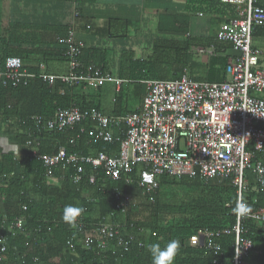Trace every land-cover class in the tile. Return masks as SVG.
<instances>
[{
  "label": "built area",
  "instance_id": "2783aa9c",
  "mask_svg": "<svg viewBox=\"0 0 264 264\" xmlns=\"http://www.w3.org/2000/svg\"><path fill=\"white\" fill-rule=\"evenodd\" d=\"M78 1L66 0L65 32L56 38V42L64 46L66 71L61 74L41 71L36 75L48 85L59 81L68 86L94 88L110 81L117 90L121 79L93 64L80 62L83 45L74 36L80 17ZM258 1L262 0H219L234 6L237 12V17L220 24L216 32V40L230 42L236 52L227 60L226 79L221 82L198 81L185 75L177 79L144 80L145 93L139 106L122 115H105L96 109L75 106L57 108L50 118L29 115L28 121L36 132H63L77 126L80 133L93 140L118 144L111 152L67 153L60 146L53 154H41L39 142L29 135L25 145L31 149L29 156L42 162L45 182H54L53 172L61 164L71 166L70 180L77 187L84 181V165L101 168L108 181L123 180L124 184L131 182L128 176L135 171L137 188L152 201L156 179L161 175L198 176L203 182L229 179L236 189L231 263L240 264L242 257L253 248L251 239L242 235L241 218L264 224V208L252 210L243 200L248 191L245 171L252 172L255 186L264 191V66L259 62V48L252 45L253 27H264V5H257ZM0 77L3 86L16 87L35 74L22 68L20 57L8 56L0 67ZM86 122L93 124L85 126ZM93 181L94 177L89 176L88 182ZM110 196L121 219L102 218L89 223L79 212L71 223L82 249L101 254L109 242L113 244L111 248L121 252L128 251L132 243L142 246L141 241L127 233L137 230L127 218L132 202L130 194L115 187ZM25 209L26 205L21 204L20 210ZM62 216L60 221L65 222ZM0 230L1 260L9 252V237L25 232L24 220L20 215H0ZM229 233L228 229H199L189 237L188 243L203 246L216 255L219 252L216 239ZM66 244L72 247L70 239Z\"/></svg>",
  "mask_w": 264,
  "mask_h": 264
},
{
  "label": "trees",
  "instance_id": "16d2710c",
  "mask_svg": "<svg viewBox=\"0 0 264 264\" xmlns=\"http://www.w3.org/2000/svg\"><path fill=\"white\" fill-rule=\"evenodd\" d=\"M207 4L215 7L219 5L232 7L220 3L219 0H207ZM257 5L263 6L260 2H257ZM202 10L204 9H200ZM262 29L264 27L255 26L252 33H259ZM63 32L64 30L61 34ZM193 45L205 48L214 46L215 51L222 48L213 36H188L183 45L169 40L164 50L158 46L154 47L147 59H129V67L120 72V77L130 82H143L150 79H177L187 73L190 79L208 80L196 73L198 68L203 69L204 66L198 64L188 53ZM4 48L6 49V41L3 39L0 41V67L6 57L14 54L6 52ZM225 60V58L218 60L217 65L212 64L215 70L212 76L218 80L208 81L219 82L225 79ZM175 65L177 66L174 67ZM29 71L35 74V77L21 82L16 87L3 86L0 77V122L3 124L7 119H15L14 124H18L14 131L15 144L23 145L30 135L39 142L38 150L43 154L55 153L60 146H64L67 153L88 154V149L95 153L116 150L117 142L93 141L82 135L75 138V133L66 131H34L27 118L31 114L47 118L53 115L57 107L67 108L76 105L80 108L98 109V105L86 101L87 97L91 96L86 85L68 86L57 81L48 86L37 77L38 68ZM99 88L100 86L94 87V92L96 93ZM62 89L64 92L61 94ZM115 92H117L115 97L118 98L120 89ZM14 93L25 101L22 106L27 107V112H22L18 102L8 103ZM6 128L10 129V126ZM29 132L31 133L28 134ZM0 134L3 135L4 132L0 131ZM70 138H74L76 142L70 144L68 141ZM13 156L12 153H3L0 149V215L5 214L8 217L20 215L24 220L25 232H17L15 236L9 237V252L4 254L0 264H152L148 245L151 243L164 245L170 240L180 242L174 264H232L236 189L229 179L222 182H203L200 177L190 179L161 175L157 178V188L152 201L147 195L144 196L135 189L132 191L133 195L140 196L141 200L138 203H131L127 209V218L137 230L127 233L141 240L142 247L132 243L128 251L121 252L111 248L113 244L109 242L107 249L97 254L82 249L74 226L60 221L65 207L71 204L82 208L83 211L80 213L85 222H89L93 221L90 214L95 208L96 201L103 198L110 204L109 212H113L111 219H121V215L114 209L110 191L115 187L124 191V186H136L135 171L128 176L131 182L124 184L123 180L108 181L104 178L101 168L84 165V181L77 187L70 180L72 168L67 166L65 179L57 186L45 182V169L40 160L25 157L19 167ZM89 176L94 177L92 183L88 182ZM88 188L93 189L92 194L86 193L85 190ZM243 199L252 210L264 208V191L256 187L251 179ZM23 203L26 209L21 211L20 206ZM101 218L100 216L98 219ZM240 222L244 229L242 235L251 239L253 243V248L242 257V264H264V224L246 218H241ZM199 229L230 230L229 234H222L216 239L219 245L218 254L213 255L203 246L189 245V237ZM69 239L72 247L66 244ZM48 246L56 248L55 255L59 260L48 257Z\"/></svg>",
  "mask_w": 264,
  "mask_h": 264
},
{
  "label": "crops",
  "instance_id": "0c3cea01",
  "mask_svg": "<svg viewBox=\"0 0 264 264\" xmlns=\"http://www.w3.org/2000/svg\"><path fill=\"white\" fill-rule=\"evenodd\" d=\"M258 2L264 5V0ZM76 6L80 17L75 25L74 36L75 40L83 45L80 62L83 65L93 64L100 67L103 72L119 79H121L120 72L128 69L129 59H143V55L147 54V51L153 50L157 46L164 50V46L169 40H176L183 45L188 36H213L216 39V32L220 24L237 17L233 6V8L224 5L215 7L207 4V0H79ZM200 9L204 10L200 11ZM67 13L66 0H0V41L3 39L6 41L7 50L5 48L4 50L8 53L13 52L12 56L20 57L22 68L27 72H30L29 69L38 68V73L41 71L52 74L64 73L67 69L66 61L63 57L62 45L56 43V38L63 30L65 32L64 21ZM86 25L89 27L87 28ZM216 42L222 46L221 49L215 51L214 46L205 48L206 53L216 56L209 61L208 65L211 66L212 64L217 65L218 60L221 61L224 58L227 63V60L236 54L230 42L218 40ZM252 45L259 48L261 52L259 62L264 66V29L259 33H252ZM121 80L119 89L124 82H130L126 79ZM143 85L140 101L134 107H122L119 99L115 96L111 100L101 99V87L95 93L94 88L88 86L91 96L87 97L86 101L97 104L98 109L96 110L105 115L126 114L125 112L134 111L139 106L145 93V84L143 83ZM114 90H116L115 85ZM63 92L62 89L60 93ZM17 102L22 112H27V107L22 106L25 101L21 96L19 99V95L14 93L8 103ZM7 120L3 124L0 122V131L4 132L3 135L0 134V149L3 153H12L20 167L25 157H30L31 149L25 143L17 145L13 142L14 131L18 124H14V118ZM92 124L84 123L85 126ZM7 126H10V129H7ZM65 131L75 133V138L82 135L93 140L87 134L80 133L77 126ZM113 132L116 134L117 130H113ZM68 141L70 144L76 142L74 138H70ZM87 152L95 154L91 149H88ZM65 167L67 166L61 164L55 168L52 178L54 182L50 184L57 186L61 184L66 176ZM249 177L254 182L252 172L245 171L248 186ZM214 180L218 179H213L212 182H218ZM135 189L143 195L142 190L136 186H124V190L130 194L131 199L132 196H137L133 195ZM85 191L88 195L93 193L92 188ZM110 209V204L105 199L97 200L95 208L90 214L93 221H89V223L100 220L98 219L100 216L109 220L113 213L109 212ZM55 249L53 246H48V257L59 260L55 255Z\"/></svg>",
  "mask_w": 264,
  "mask_h": 264
},
{
  "label": "rangeland",
  "instance_id": "374dc122",
  "mask_svg": "<svg viewBox=\"0 0 264 264\" xmlns=\"http://www.w3.org/2000/svg\"><path fill=\"white\" fill-rule=\"evenodd\" d=\"M176 41V40H173ZM199 48H202L205 50V47L203 46H196L193 45L189 48L188 53L190 54L191 58H193L198 64L201 66H204L202 68H198L196 70L197 75H200L201 77L205 76L206 79L208 80H217L215 76H212L213 73H215V70L212 66H208L209 61L213 58L216 57L215 55H210L206 53V51L201 52L199 51ZM153 50H149L143 55V59H147L151 56ZM150 53V54H149ZM149 54V55H148ZM146 56V57H145ZM175 65L174 67H176ZM187 71V69L185 70ZM207 72V74H205ZM186 75H188L186 73ZM207 75V76H206ZM142 82L136 81V82H124L122 86L120 87V92L118 93V99L122 107H134L136 106L141 97L142 93ZM101 87V92L102 96L101 99L105 100H111L114 96H116L115 90H114V83L110 81H104L100 85ZM88 88V87H86ZM141 199L137 196H132V202L133 203H138ZM243 263V260L240 264Z\"/></svg>",
  "mask_w": 264,
  "mask_h": 264
},
{
  "label": "clouds",
  "instance_id": "9594fccd",
  "mask_svg": "<svg viewBox=\"0 0 264 264\" xmlns=\"http://www.w3.org/2000/svg\"><path fill=\"white\" fill-rule=\"evenodd\" d=\"M82 211V208H77L75 205H67L62 218L65 222L72 223L75 216ZM179 248V240H170L164 245L160 243L149 244L148 251L152 257V264H174Z\"/></svg>",
  "mask_w": 264,
  "mask_h": 264
}]
</instances>
